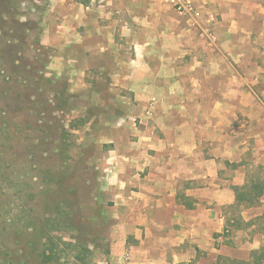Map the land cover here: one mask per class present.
I'll return each instance as SVG.
<instances>
[{
	"label": "rangeland",
	"instance_id": "1",
	"mask_svg": "<svg viewBox=\"0 0 264 264\" xmlns=\"http://www.w3.org/2000/svg\"><path fill=\"white\" fill-rule=\"evenodd\" d=\"M196 7L199 16L179 13L171 0H0V264H112L124 212L115 205L113 167L125 160L129 137L138 138L125 129L128 108L138 93L157 97L170 77L155 63L158 48L162 61L173 57L168 72L210 56L213 70L241 74L227 86L264 88V21L245 33L233 21L245 19L238 0ZM83 31L89 49L64 43ZM144 46L151 61L137 63ZM144 86L152 90L137 89ZM249 154L245 185L264 181V164ZM238 200L227 208L235 221L225 240L253 236L260 249L264 194L253 209ZM221 256L222 264L240 259Z\"/></svg>",
	"mask_w": 264,
	"mask_h": 264
},
{
	"label": "crops",
	"instance_id": "2",
	"mask_svg": "<svg viewBox=\"0 0 264 264\" xmlns=\"http://www.w3.org/2000/svg\"><path fill=\"white\" fill-rule=\"evenodd\" d=\"M238 1L243 7L238 15L245 19L233 21L245 33L253 32L259 21L263 24L264 6L258 0L252 7L249 0ZM65 10L69 13L72 8ZM82 16L86 21V13ZM82 34L66 37L64 43L89 49V37ZM102 38L100 33L96 36L98 48ZM148 50L142 47L135 61H151ZM159 53L160 48L155 63L162 75L170 77L163 79L167 84L156 87L157 97L138 93L137 104L128 108L127 117L132 120L125 129L138 138L129 137L125 160L113 167L115 205H123L124 212L110 260L112 264H218L224 254L250 260L252 251L258 249L256 237L236 243L239 237L230 246L225 232L229 221H235L227 208L236 201L234 186L246 182L249 153L253 161L264 164V88L238 87L237 82L235 87L227 86V80L237 81L241 74L213 70L210 56L192 59L186 73L178 66L168 72L163 65L173 57L162 61ZM196 66L204 72L200 74ZM172 81L176 84L171 86ZM130 111L139 114V123ZM246 206L254 208L240 204L243 209ZM234 250L248 253L234 255Z\"/></svg>",
	"mask_w": 264,
	"mask_h": 264
},
{
	"label": "trees",
	"instance_id": "3",
	"mask_svg": "<svg viewBox=\"0 0 264 264\" xmlns=\"http://www.w3.org/2000/svg\"><path fill=\"white\" fill-rule=\"evenodd\" d=\"M78 2L86 4L89 0H78ZM242 189V190H240ZM237 194L236 198H240L238 202H244L246 205H252L258 201L259 196L264 194V181L253 182L252 185L244 184L241 187H235ZM246 201V202H245ZM46 258L50 259L52 255L45 254ZM225 257L219 256L218 264H222L221 261H224ZM229 263L224 264H233L234 262L240 264H264V246L260 249L253 250L251 253L250 260H239V259H227Z\"/></svg>",
	"mask_w": 264,
	"mask_h": 264
},
{
	"label": "built area",
	"instance_id": "4",
	"mask_svg": "<svg viewBox=\"0 0 264 264\" xmlns=\"http://www.w3.org/2000/svg\"><path fill=\"white\" fill-rule=\"evenodd\" d=\"M179 13L188 16H199L200 9L196 7V0H171Z\"/></svg>",
	"mask_w": 264,
	"mask_h": 264
}]
</instances>
